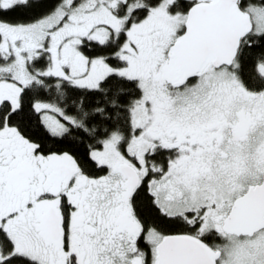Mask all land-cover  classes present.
Here are the masks:
<instances>
[{"label":"snow or ice","instance_id":"6c2138e0","mask_svg":"<svg viewBox=\"0 0 264 264\" xmlns=\"http://www.w3.org/2000/svg\"><path fill=\"white\" fill-rule=\"evenodd\" d=\"M0 264H264V0H0Z\"/></svg>","mask_w":264,"mask_h":264}]
</instances>
